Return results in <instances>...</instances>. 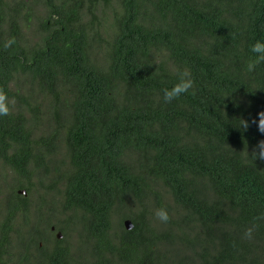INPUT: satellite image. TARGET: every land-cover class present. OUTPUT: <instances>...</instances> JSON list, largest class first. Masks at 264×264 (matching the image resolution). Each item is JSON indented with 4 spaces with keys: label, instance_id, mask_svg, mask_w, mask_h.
Wrapping results in <instances>:
<instances>
[{
    "label": "trees",
    "instance_id": "1",
    "mask_svg": "<svg viewBox=\"0 0 264 264\" xmlns=\"http://www.w3.org/2000/svg\"><path fill=\"white\" fill-rule=\"evenodd\" d=\"M258 37L264 0H0V264H264Z\"/></svg>",
    "mask_w": 264,
    "mask_h": 264
},
{
    "label": "clouds",
    "instance_id": "2",
    "mask_svg": "<svg viewBox=\"0 0 264 264\" xmlns=\"http://www.w3.org/2000/svg\"><path fill=\"white\" fill-rule=\"evenodd\" d=\"M12 43L13 41L11 40L7 41L5 43V47L10 46ZM249 47L250 52L253 55L247 59L245 67L248 72H253L260 62H264V37L254 38ZM193 83V78L187 68L177 69L174 73V79L172 80L170 86H166L162 89L163 101L165 103H170L173 100L179 99L183 95L188 94L193 88ZM10 103L11 102L7 94L3 90H0V116L7 115L9 113ZM238 120V127L241 128L242 131L247 130L250 123H252L256 125L260 133L264 134V109H260L256 116L252 117L251 121L243 116L238 118ZM246 155H250L254 161L257 159L264 160V136L256 141V143L252 146L251 151L248 150V147L246 148ZM154 214L159 220L164 222H167L170 219L168 210L163 206L157 208L154 211ZM51 230L55 236H57L58 232L62 233L55 224L51 225ZM56 230L57 232L55 233L54 231ZM251 234L252 229H246L245 235L251 236Z\"/></svg>",
    "mask_w": 264,
    "mask_h": 264
},
{
    "label": "rangeland",
    "instance_id": "3",
    "mask_svg": "<svg viewBox=\"0 0 264 264\" xmlns=\"http://www.w3.org/2000/svg\"><path fill=\"white\" fill-rule=\"evenodd\" d=\"M0 174H1V184L5 187L6 186V182L7 181H10V178L9 177H11L12 176V171L10 170V169H1V171H0ZM4 175H6L8 178H5V177H2V176H4ZM35 182V184H34V192L35 193H32V202H33V205H32V208L35 206V205H37V204H39V196H41L40 194H42V193H45V192H48V189L45 187V186H41L40 184H38L37 183V181L35 180L34 181ZM45 184H47V183H45ZM10 186H8L7 188H4V189H2L3 191H2V193H4L8 188H9ZM26 191V190H25ZM52 192H54V191H52ZM20 194H23V195H25L26 196V193L25 192H19ZM47 195V194H46ZM0 198H1V196H0ZM2 202V203H1ZM3 201H1V199H0V212H3V210H4V207L3 208H1L2 207V205H3ZM44 217H45V219H46V217H48V215H47V213H45V215H43ZM41 217H42V215H40V219H41ZM30 218L31 219H33V214L31 215L30 214ZM19 220V219H18ZM18 220H17V222H18ZM47 220V219H46ZM128 225H130V223H128ZM55 233L57 232V230L56 231H54ZM61 234V236L59 235V234H57V237L58 238H62V236H64L62 233H60ZM76 233L75 232H72V233H69L68 234V237H67V239L69 238L71 241H73L74 242V235H75ZM27 236V235H26ZM42 244V243H41ZM52 246V245H51ZM50 246V247H51ZM3 257V259L5 260V261H7V258L5 257V256H2ZM12 263L11 264H15V262L12 260L11 261Z\"/></svg>",
    "mask_w": 264,
    "mask_h": 264
},
{
    "label": "water",
    "instance_id": "4",
    "mask_svg": "<svg viewBox=\"0 0 264 264\" xmlns=\"http://www.w3.org/2000/svg\"><path fill=\"white\" fill-rule=\"evenodd\" d=\"M19 192H22V193L25 192V193H26V191H25L24 189L19 190ZM125 223H126V226H127L128 228L132 227V222H131V220L127 219ZM128 223H130V225H128ZM58 234L61 236L60 232H58Z\"/></svg>",
    "mask_w": 264,
    "mask_h": 264
}]
</instances>
